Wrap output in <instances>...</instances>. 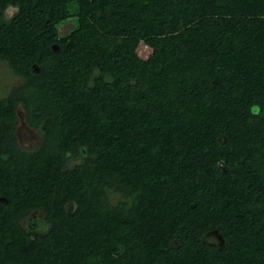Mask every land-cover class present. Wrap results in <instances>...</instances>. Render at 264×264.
<instances>
[{
	"label": "trees",
	"instance_id": "obj_1",
	"mask_svg": "<svg viewBox=\"0 0 264 264\" xmlns=\"http://www.w3.org/2000/svg\"><path fill=\"white\" fill-rule=\"evenodd\" d=\"M0 63V264H264V0H0Z\"/></svg>",
	"mask_w": 264,
	"mask_h": 264
},
{
	"label": "rangeland",
	"instance_id": "obj_2",
	"mask_svg": "<svg viewBox=\"0 0 264 264\" xmlns=\"http://www.w3.org/2000/svg\"><path fill=\"white\" fill-rule=\"evenodd\" d=\"M15 11L14 8L8 7L5 11L6 17H9ZM77 28L75 24V20H65L64 22L58 25V31L60 36H66L68 34H72V32ZM78 34L72 35L73 38H78ZM76 36V37H75ZM148 54V48L144 45H141L138 50L132 56L133 61H138L139 59H144ZM20 79L11 74L6 64L0 63V96L5 93V90L9 89L13 85L19 84ZM21 106V105H20ZM18 107V125L16 129V136L18 142L22 146H33L34 144L39 142L38 134L28 127L23 120V109Z\"/></svg>",
	"mask_w": 264,
	"mask_h": 264
},
{
	"label": "water",
	"instance_id": "obj_3",
	"mask_svg": "<svg viewBox=\"0 0 264 264\" xmlns=\"http://www.w3.org/2000/svg\"><path fill=\"white\" fill-rule=\"evenodd\" d=\"M52 49H53V50H57L58 47H57L56 45H52ZM37 70H38V68H37ZM16 129H17V128H16ZM15 133H16V131H15ZM71 163H72V161H71ZM67 209H68L69 211H71V210L73 209L72 204L69 203V204L67 205ZM204 242H206V243H208L209 245H212V246H214V247L221 248V247L224 245L225 240H224V238L222 237V235H221L220 232L214 230V231H210V232L206 235V237H205V239H204Z\"/></svg>",
	"mask_w": 264,
	"mask_h": 264
},
{
	"label": "clouds",
	"instance_id": "obj_4",
	"mask_svg": "<svg viewBox=\"0 0 264 264\" xmlns=\"http://www.w3.org/2000/svg\"><path fill=\"white\" fill-rule=\"evenodd\" d=\"M10 8H12V7H10ZM257 111H258L257 109H255V108L253 109V112H254V113H256Z\"/></svg>",
	"mask_w": 264,
	"mask_h": 264
}]
</instances>
